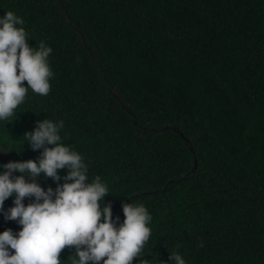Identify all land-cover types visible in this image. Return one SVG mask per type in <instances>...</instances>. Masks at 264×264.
I'll return each mask as SVG.
<instances>
[{
    "label": "trees",
    "instance_id": "trees-1",
    "mask_svg": "<svg viewBox=\"0 0 264 264\" xmlns=\"http://www.w3.org/2000/svg\"><path fill=\"white\" fill-rule=\"evenodd\" d=\"M7 11L29 47L52 48L53 72L0 121L13 161L42 151L23 136L37 120H62L61 142L108 185L101 206L152 215L133 264H264V0H0ZM20 228L0 213V232Z\"/></svg>",
    "mask_w": 264,
    "mask_h": 264
},
{
    "label": "clouds",
    "instance_id": "clouds-1",
    "mask_svg": "<svg viewBox=\"0 0 264 264\" xmlns=\"http://www.w3.org/2000/svg\"><path fill=\"white\" fill-rule=\"evenodd\" d=\"M23 25L13 11L0 16V121L13 115L29 88L40 95L51 88L52 48L43 41L38 48L29 47ZM63 127L62 120H37L23 136L32 150L42 149L39 156L0 165V213L21 226L15 233L0 232V264H62L59 254L66 246L75 248L71 264H133L151 236L152 215L143 203L131 202L123 204L122 222L113 218L111 206H101L107 183L100 176L89 179L82 155L61 142ZM13 171L21 175L13 176ZM42 176L63 183L45 190L37 183ZM9 197H14L13 206L5 211ZM25 198H31L27 205ZM169 261L186 264L179 252L169 254ZM138 264L149 262L140 259Z\"/></svg>",
    "mask_w": 264,
    "mask_h": 264
},
{
    "label": "water",
    "instance_id": "water-1",
    "mask_svg": "<svg viewBox=\"0 0 264 264\" xmlns=\"http://www.w3.org/2000/svg\"><path fill=\"white\" fill-rule=\"evenodd\" d=\"M184 136V135H182ZM0 152H5L2 148H0ZM9 161H13L11 158V155H9L8 153H0V164L1 165H5L7 164ZM13 176H19L21 175V173L13 171L12 173ZM25 180L30 182V178L29 177H25ZM37 183L42 187V189H47L48 186H46L43 182H41L40 180L37 181ZM14 252V250H12Z\"/></svg>",
    "mask_w": 264,
    "mask_h": 264
}]
</instances>
